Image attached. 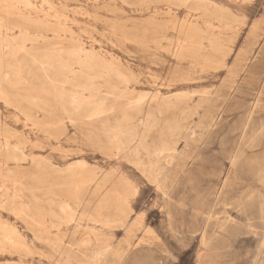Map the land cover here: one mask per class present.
Segmentation results:
<instances>
[{
  "label": "rangeland",
  "instance_id": "374dc122",
  "mask_svg": "<svg viewBox=\"0 0 264 264\" xmlns=\"http://www.w3.org/2000/svg\"><path fill=\"white\" fill-rule=\"evenodd\" d=\"M263 234L264 0H0V264H264Z\"/></svg>",
  "mask_w": 264,
  "mask_h": 264
},
{
  "label": "bare ground",
  "instance_id": "6f19581e",
  "mask_svg": "<svg viewBox=\"0 0 264 264\" xmlns=\"http://www.w3.org/2000/svg\"><path fill=\"white\" fill-rule=\"evenodd\" d=\"M81 53V52H80ZM87 53V52H86ZM88 54V53H87ZM73 73V72H72ZM138 112V111H137ZM127 114V118H130V116H129V114H131V113H126ZM132 115V114H131ZM142 126H143V124H142ZM156 152V151H155ZM163 152H165L164 150H163ZM157 155V154H156ZM224 200V199H223ZM263 203V202H262ZM3 208V207H2ZM4 210V209H3ZM216 212V211H215ZM260 214V213H259ZM262 218H263V216H262ZM243 220V219H242ZM250 220V219H249ZM263 221V220H262ZM253 223H255V222H253ZM259 223H262V222H259ZM257 223H255V225H256ZM253 226H254V224H253ZM257 227V226H256ZM258 228V227H257ZM252 229V228H251ZM252 230H250V232H251ZM258 232H260V231H258ZM258 232H257V235H258ZM15 234H16V232H15ZM261 234V233H260ZM259 234V235H260ZM262 235V234H261ZM264 235V234H263ZM22 237V236H21ZM264 242V241H263ZM256 258V257H255Z\"/></svg>",
  "mask_w": 264,
  "mask_h": 264
}]
</instances>
